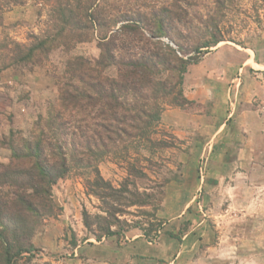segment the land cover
Here are the masks:
<instances>
[{"label":"rangeland","instance_id":"1","mask_svg":"<svg viewBox=\"0 0 264 264\" xmlns=\"http://www.w3.org/2000/svg\"><path fill=\"white\" fill-rule=\"evenodd\" d=\"M94 1L95 14L107 21L119 10L137 18L143 2L168 4ZM225 2L187 4L199 33L207 31L209 13L230 41L188 67L179 88L184 103L168 107L144 139L121 133L93 155L91 131L63 134L70 172L50 187L48 206L37 214L21 211L20 191L3 176L32 168L33 159L16 155L44 129L68 62L99 60L100 37L114 28L90 22L85 40L76 42L62 22L72 0H0V264H7L6 248L14 264H264V3ZM117 38L126 41L117 52L125 60L157 51L132 29ZM103 75L116 78L118 69ZM43 146L48 165V142Z\"/></svg>","mask_w":264,"mask_h":264},{"label":"trees","instance_id":"2","mask_svg":"<svg viewBox=\"0 0 264 264\" xmlns=\"http://www.w3.org/2000/svg\"><path fill=\"white\" fill-rule=\"evenodd\" d=\"M193 0H168L163 6H150L140 3L137 8V18L130 16L131 10L117 11L118 17L107 21L94 8L99 7L94 0H72L67 8L68 15L62 22L68 25L67 36L76 42H83L90 22L97 26H111L113 32L109 37H100L102 53L99 60L92 62L83 57L72 58L67 64L66 77L59 80L60 95L53 106L49 120L36 140L26 141L17 158L33 159L30 170H11L3 177L19 191V206L21 211L32 210L41 214L48 204L50 187L70 172L69 152L60 141L63 134H79L83 137L91 131L97 141L93 145L87 144L88 153L93 155L99 147L107 150L114 144L120 134L131 136L130 132H138L137 137L145 138L153 123H159L162 113L172 106H181L180 101L184 75L188 67L196 64L203 54H207L213 47L226 40L222 33H218L219 25L214 24L213 16L207 13L208 21L205 33H199L191 17L188 5ZM225 7L226 0H215ZM264 3V0H261ZM71 4V5H70ZM186 4V5H185ZM119 27L115 29L116 26ZM211 23V24H209ZM212 27L217 32H209ZM133 31L134 35H141L149 42H154L157 51L146 59H122L117 52L125 49L126 41L116 44L115 39L125 30ZM149 36L144 35V32ZM161 37L168 38L174 43L162 44ZM142 40V39H141ZM155 59V61L153 60ZM111 66L118 69V77L111 78L103 75ZM166 73L165 80L160 77ZM118 93L131 94V101L122 100ZM162 99L163 102H157ZM151 101L155 103H151ZM41 125V124H39ZM94 141V139H88ZM48 142L51 162L45 164L43 158L46 150L43 143ZM89 143V142H88ZM74 151H78L71 144ZM80 145V148H85ZM71 157V156H70ZM72 158V157H71ZM79 161L82 160H75ZM19 174L18 178L12 179ZM98 173V170H97ZM21 174L25 177L21 178ZM9 182V181H8ZM26 224V220L24 221ZM26 225H23L25 228ZM24 237L31 236L24 234ZM19 236L21 252L26 250ZM6 263L14 264L9 248H6Z\"/></svg>","mask_w":264,"mask_h":264},{"label":"crops","instance_id":"3","mask_svg":"<svg viewBox=\"0 0 264 264\" xmlns=\"http://www.w3.org/2000/svg\"><path fill=\"white\" fill-rule=\"evenodd\" d=\"M191 94L189 92H186V97L190 98Z\"/></svg>","mask_w":264,"mask_h":264},{"label":"water","instance_id":"4","mask_svg":"<svg viewBox=\"0 0 264 264\" xmlns=\"http://www.w3.org/2000/svg\"><path fill=\"white\" fill-rule=\"evenodd\" d=\"M171 45H174V43H173V42H171Z\"/></svg>","mask_w":264,"mask_h":264}]
</instances>
